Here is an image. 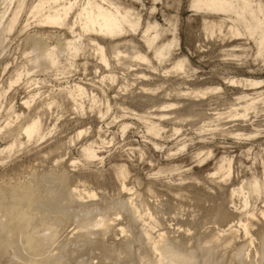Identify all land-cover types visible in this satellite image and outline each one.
Here are the masks:
<instances>
[{
    "label": "rangeland",
    "instance_id": "rangeland-1",
    "mask_svg": "<svg viewBox=\"0 0 264 264\" xmlns=\"http://www.w3.org/2000/svg\"><path fill=\"white\" fill-rule=\"evenodd\" d=\"M36 1L0 0V187L42 188L52 174L82 199L64 212L49 252L11 250L0 264L57 259L75 244L86 251L70 264H103L99 248L118 252L126 242L138 259L135 236L151 222L152 238L164 234L197 264L212 237L220 264H264V57L256 35H242L233 16L194 10L193 0H117L136 31L125 26L119 36L75 41L65 27L38 24ZM251 1L264 9V0ZM93 38L108 66L88 43ZM66 42L80 52L70 54ZM52 48L57 64L37 59ZM182 61L183 70H174ZM78 87L83 94L74 99ZM35 120L39 132L28 140L23 129ZM130 205L141 218L134 226L121 210ZM100 215L112 220L108 228L78 232L82 218Z\"/></svg>",
    "mask_w": 264,
    "mask_h": 264
},
{
    "label": "bare ground",
    "instance_id": "bare-ground-1",
    "mask_svg": "<svg viewBox=\"0 0 264 264\" xmlns=\"http://www.w3.org/2000/svg\"><path fill=\"white\" fill-rule=\"evenodd\" d=\"M20 1H22L21 4L24 2V0ZM116 1L37 0L31 14L33 18H40V20L36 18L39 20L38 24H41L40 26L67 28L69 33L75 34L77 38L74 39L75 41L81 39L86 34L100 37L119 36L124 32L125 26L132 31H136L138 22L132 19L133 14L127 8L123 9L118 6ZM192 8L201 12L233 16V22L243 27L242 35L249 37L256 35L255 41L258 46V55L264 57V21H262L264 9L261 5H253L251 0H193ZM17 14L18 12L14 14L7 25L9 27L8 31H11V28L16 24ZM155 28L156 26H153L151 29ZM75 29L78 33H75ZM231 30L234 36L241 35L239 31H235L233 28ZM155 39L156 37H154ZM96 40L94 38L89 39L88 43L90 42L93 49L99 52L100 61L105 66H108L103 57V49L99 47ZM154 40H150L149 44H152ZM64 49L74 55L80 52V48L73 42L67 43ZM44 57H46L45 60H49L48 62L51 65L58 63L56 48L50 49L46 54H39L37 59L44 60ZM156 57L160 59L162 57L161 53L157 54ZM136 58L146 61L140 55H137ZM183 67L182 61L178 62L173 69L181 71ZM17 78L13 81L17 82ZM250 85L257 84L250 83ZM82 94L83 89L80 87L76 91L71 92V96L74 99L76 96L80 98ZM25 105H28V102H25ZM38 132L39 124L37 120L31 122L23 129V133L28 140L38 134ZM150 132L156 134L158 131L156 128L151 127ZM12 148L13 146H10L7 150H12ZM84 152L89 158L95 157L94 153L90 150H84ZM120 174H123V171H120ZM45 180L42 188L21 184H14L7 188L0 187V254L14 250V255L15 253L22 255L24 249L31 256L45 255V253L49 252L50 243L56 236L58 225L63 220L64 212L68 210L69 204L75 199H82V195L79 192L70 188L68 182H66L67 179L56 178L52 174H49ZM123 207L121 210H125L128 223L134 226L136 223L141 222V218L137 215L134 206ZM93 211L88 208L87 213ZM262 217L264 218V212H262ZM110 222L112 220L104 215H100L99 218L93 221H87L84 217L79 222L77 230L83 233L92 229H106L110 226ZM154 227H156V223L151 222L148 226H145V223H143L138 229L135 242L138 243L139 249L143 252V255L139 256L138 259L131 255L128 247L129 242H126L125 245L123 243L124 246L118 252L104 246L101 249L99 248L102 263L104 264L106 261L116 263L135 261L136 264H197L192 259L193 252L186 248H181V245L176 242H168L164 234H158L156 239L152 238L151 229ZM243 229L244 232H247L248 226H244ZM120 231L121 233L125 232L124 229ZM260 240L262 243L260 250L264 251V231L261 233ZM18 242H20V245ZM217 242L218 238L212 237L205 241L202 247L198 249V252L205 257L202 264H220L212 254V250L217 246ZM75 246L72 249L65 246L60 248V255L58 256L60 264H70L73 256L84 249L82 247L84 245L77 246L75 244ZM85 251L83 252L85 253ZM122 256H124L123 260L120 259ZM74 258L76 257L74 256ZM57 259L54 256H50L49 258L43 257L34 262L35 264H49ZM241 263L247 264L244 258L241 260ZM10 264L16 263L10 262Z\"/></svg>",
    "mask_w": 264,
    "mask_h": 264
}]
</instances>
